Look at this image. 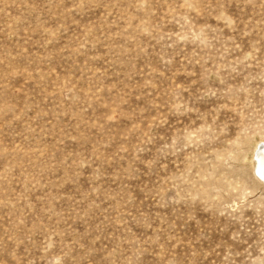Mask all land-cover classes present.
I'll return each instance as SVG.
<instances>
[{"label":"rangeland","instance_id":"374dc122","mask_svg":"<svg viewBox=\"0 0 264 264\" xmlns=\"http://www.w3.org/2000/svg\"><path fill=\"white\" fill-rule=\"evenodd\" d=\"M259 138L264 0H0V264H264Z\"/></svg>","mask_w":264,"mask_h":264},{"label":"bare ground","instance_id":"6f19581e","mask_svg":"<svg viewBox=\"0 0 264 264\" xmlns=\"http://www.w3.org/2000/svg\"><path fill=\"white\" fill-rule=\"evenodd\" d=\"M250 154L252 170L255 173V176L257 177L255 178L258 182L263 183L264 179L261 178H264V138H259L257 142L252 145ZM258 179L263 182L259 181Z\"/></svg>","mask_w":264,"mask_h":264},{"label":"water","instance_id":"95a60500","mask_svg":"<svg viewBox=\"0 0 264 264\" xmlns=\"http://www.w3.org/2000/svg\"><path fill=\"white\" fill-rule=\"evenodd\" d=\"M257 155V154H256ZM257 175H259V174H257ZM259 177H261V176H259ZM261 179H264V178H261Z\"/></svg>","mask_w":264,"mask_h":264}]
</instances>
